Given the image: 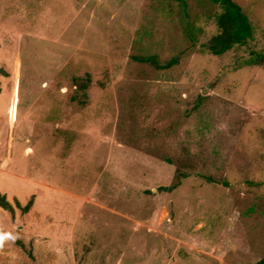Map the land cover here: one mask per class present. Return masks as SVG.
Returning <instances> with one entry per match:
<instances>
[{"label":"rangeland","instance_id":"1","mask_svg":"<svg viewBox=\"0 0 264 264\" xmlns=\"http://www.w3.org/2000/svg\"><path fill=\"white\" fill-rule=\"evenodd\" d=\"M234 1L214 55L212 0H0V264L264 257V0Z\"/></svg>","mask_w":264,"mask_h":264},{"label":"trees","instance_id":"2","mask_svg":"<svg viewBox=\"0 0 264 264\" xmlns=\"http://www.w3.org/2000/svg\"><path fill=\"white\" fill-rule=\"evenodd\" d=\"M214 3H218L220 11L215 15V22L218 28L217 33L212 35L209 41L205 45V49L214 55L222 54L231 49L234 45L244 44L252 34V27L247 15L242 11L239 4L234 0H212ZM135 59L141 62H147L154 65L157 68H169L176 64L179 60V56H173L170 59L159 62L154 55L147 56H135ZM90 82L89 74H86L85 78H76L74 84L77 91H84ZM81 103L85 102V98L79 100ZM178 185V181L172 184L170 189L175 188ZM0 206L3 208L11 209L9 202L0 195ZM257 264H264V257L261 258Z\"/></svg>","mask_w":264,"mask_h":264}]
</instances>
